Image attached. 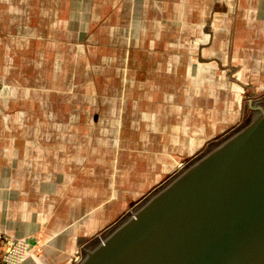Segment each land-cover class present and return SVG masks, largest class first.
I'll return each mask as SVG.
<instances>
[{
	"label": "crops",
	"instance_id": "0c3cea01",
	"mask_svg": "<svg viewBox=\"0 0 264 264\" xmlns=\"http://www.w3.org/2000/svg\"><path fill=\"white\" fill-rule=\"evenodd\" d=\"M0 82V249L40 233L22 264H71L239 125L264 0H0Z\"/></svg>",
	"mask_w": 264,
	"mask_h": 264
},
{
	"label": "water",
	"instance_id": "95a60500",
	"mask_svg": "<svg viewBox=\"0 0 264 264\" xmlns=\"http://www.w3.org/2000/svg\"><path fill=\"white\" fill-rule=\"evenodd\" d=\"M155 188L79 264H264V105Z\"/></svg>",
	"mask_w": 264,
	"mask_h": 264
},
{
	"label": "rangeland",
	"instance_id": "374dc122",
	"mask_svg": "<svg viewBox=\"0 0 264 264\" xmlns=\"http://www.w3.org/2000/svg\"><path fill=\"white\" fill-rule=\"evenodd\" d=\"M4 87V84L3 83H1L0 82V89H2ZM17 88H19L20 89V86H18ZM251 95H252V97H250V99H252L253 101H257V100H259V101H263V105H264V88L263 89H261V90H257V91H255V90H253L252 92H251ZM20 101V100H19ZM246 101H247V99H246ZM251 113H252V109H247L246 110V112L245 113H243L242 114V116H241V118H240V120H239V125H241V124H243L245 121H246V119H248L250 116H251ZM238 125V126H239ZM237 126V127H238ZM236 127V128H237ZM234 129H232L231 131H227L228 133L227 134H229V133H231L232 131H233ZM220 140V139H219ZM190 161V160H189ZM188 161V162H189ZM187 161L186 162H184L183 164L185 165L186 163H188ZM182 164V165H183ZM183 165V166H184ZM182 168V167H181ZM180 168V169H181ZM175 174V173H174ZM173 174V175H174ZM171 177V176H170ZM170 177H168V178H170ZM168 178H165V179H162V182L163 181H166ZM161 182V183H162ZM148 195V194H147ZM147 195H142L143 197H141L139 200L141 201L142 199H144ZM137 201V202H135V203H133V205H131L129 208H128V210H126L125 212H124V214H126L128 211H130L131 213H133V210H132V208L136 205V204H138L140 201ZM123 214V215H124ZM122 215V216H123ZM121 218V217H120ZM111 226V225H110ZM108 228V227H107ZM107 228H105L101 233L98 231V233H97V235L96 236H100ZM2 237H11V236H9V235H6V234H0V238H2ZM22 239H26V238H22ZM29 239H31V240H33V242L31 241L30 242V249L28 250V253L26 254V256H25V258H24V260L21 262V264L27 259V258H29L31 255H33L34 253H41L43 250V247L46 245V242H45V240L43 239V237H42V235L40 234V233H35V234H33L32 236H30V238ZM7 242L5 241L4 242V245H5V248H3V249H0V260L2 259V256L6 253V251H8L7 249V244H6ZM1 248V247H0ZM81 258H82V251H81V247H79V254L77 255V257H75V258H73L72 259V262H71V264H79V261L81 260ZM0 263H2V262H0ZM63 264H65V263H63Z\"/></svg>",
	"mask_w": 264,
	"mask_h": 264
},
{
	"label": "built area",
	"instance_id": "2783aa9c",
	"mask_svg": "<svg viewBox=\"0 0 264 264\" xmlns=\"http://www.w3.org/2000/svg\"><path fill=\"white\" fill-rule=\"evenodd\" d=\"M7 250L2 256V264H21L30 249L29 239H7Z\"/></svg>",
	"mask_w": 264,
	"mask_h": 264
}]
</instances>
